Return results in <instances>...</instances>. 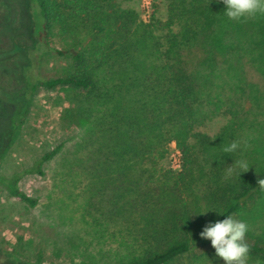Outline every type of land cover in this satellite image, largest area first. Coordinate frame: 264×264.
Returning <instances> with one entry per match:
<instances>
[{
    "label": "trees",
    "instance_id": "trees-1",
    "mask_svg": "<svg viewBox=\"0 0 264 264\" xmlns=\"http://www.w3.org/2000/svg\"><path fill=\"white\" fill-rule=\"evenodd\" d=\"M127 1L27 0L36 35L25 52L13 55L26 83L25 102L3 149L25 123L37 88H59L71 104L65 118L81 130L83 184L69 254L81 264H223L199 233L224 217L195 216L215 209L248 222L249 264H264V188L258 185L264 178V17L230 21L220 0H165V21L145 22L123 6ZM52 52L71 63L62 74L44 75ZM252 71L256 77L248 76ZM226 105L230 117L215 136L196 131ZM232 140H246L248 147L223 153L221 144ZM172 142L179 171L160 166ZM58 150L1 176L0 184L36 206L18 182L42 175L43 163ZM241 155L253 167L225 179L224 169ZM0 255L25 264L3 249Z\"/></svg>",
    "mask_w": 264,
    "mask_h": 264
},
{
    "label": "rangeland",
    "instance_id": "rangeland-1",
    "mask_svg": "<svg viewBox=\"0 0 264 264\" xmlns=\"http://www.w3.org/2000/svg\"><path fill=\"white\" fill-rule=\"evenodd\" d=\"M123 6L134 9L145 22L151 18L161 22L166 19L165 0H128ZM35 29L27 0H0V151H3L0 154V177H12L32 167L42 155L59 147L55 156L43 163L42 175L28 174L18 182L22 192L37 199L36 206L28 207L10 196L0 184V249L25 264H35L36 261L41 264H81V257L69 254L66 244L79 224L76 196L80 193L83 178L79 164L82 155L77 144L81 130L64 116L65 108L71 106L64 92L59 88H37L25 123L14 142L3 149L2 141L14 129V118L25 102L26 83L13 55L18 51L25 52L33 44ZM50 40L53 47L60 48L56 37H50ZM47 56L41 69L44 75L62 74L71 63L55 52ZM20 62L23 65L26 58ZM33 74L39 75V70L34 69ZM248 76L256 77L254 71L248 72ZM222 80L228 88L227 80ZM234 84L230 87L232 90L239 85ZM226 108L227 105L221 106L218 109L220 114L207 119L196 131L215 136L230 117ZM169 147L160 166L179 171L180 153L174 142ZM10 259L0 255V264H14Z\"/></svg>",
    "mask_w": 264,
    "mask_h": 264
},
{
    "label": "clouds",
    "instance_id": "clouds-1",
    "mask_svg": "<svg viewBox=\"0 0 264 264\" xmlns=\"http://www.w3.org/2000/svg\"><path fill=\"white\" fill-rule=\"evenodd\" d=\"M224 5L223 15L230 21H241L249 18L264 17V0H220ZM222 152L232 154L242 152V148L248 147L246 140H232L229 143H222ZM230 156V155H228ZM253 167L246 157L241 155L240 159L233 160L230 166L224 169L225 179L232 177L239 169V175L246 173ZM258 185L264 188V178L258 179ZM215 212L217 216L224 219H217L209 222L199 233L200 239L210 241L214 249L215 257L223 264H249L251 259L250 245L247 241L249 224L235 214H225L215 209L204 211L198 215H207ZM256 264H261L259 260Z\"/></svg>",
    "mask_w": 264,
    "mask_h": 264
}]
</instances>
